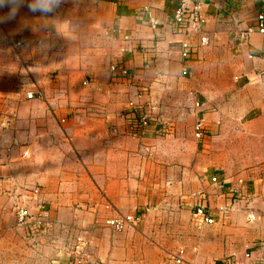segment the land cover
Instances as JSON below:
<instances>
[{
  "label": "crops",
  "instance_id": "1",
  "mask_svg": "<svg viewBox=\"0 0 264 264\" xmlns=\"http://www.w3.org/2000/svg\"><path fill=\"white\" fill-rule=\"evenodd\" d=\"M176 7L64 0L55 14L68 9L73 20L52 24V36L35 35L42 16L26 7L0 24V264H264V165L235 166L223 149L234 132L264 141V35L242 39L264 0H202L205 46L173 23ZM13 37L23 46L8 44ZM49 40L58 74L41 61ZM113 63L129 76H113ZM165 109L204 116L207 135L195 137V122L187 135L170 122L161 134ZM143 111L151 125L136 137L129 117ZM208 157L217 166L206 171ZM202 201L214 223L195 215ZM41 203L49 227L31 235L15 209ZM121 215L142 220L121 231L107 224Z\"/></svg>",
  "mask_w": 264,
  "mask_h": 264
},
{
  "label": "built area",
  "instance_id": "2",
  "mask_svg": "<svg viewBox=\"0 0 264 264\" xmlns=\"http://www.w3.org/2000/svg\"><path fill=\"white\" fill-rule=\"evenodd\" d=\"M177 3L173 15V23L181 28L186 27L187 30L190 29L191 35L196 34L200 35L201 44L208 45L210 42V37L207 33L203 31L204 16L202 13V0H174ZM189 31V30H188ZM259 32L264 35V13H259L257 16V24L255 27H250L247 30L242 32V39L247 41L252 33ZM128 39L127 36H125ZM14 48H20L23 46V42L20 40L13 41L9 40V43ZM194 49L192 44L189 41L182 42V57L184 60H189L193 55ZM110 71L113 73V76H129V71L119 66L117 63H113L110 66ZM183 73L188 75L189 71L187 67H183ZM29 99L39 97L42 98V92H29L27 94ZM203 105V104H202ZM201 103H197L198 107H202ZM130 115V114H129ZM152 117L148 112H141L139 117L131 116L129 117V130L136 137H140L142 129H146L151 125ZM157 124L160 125V133L165 135L169 133L170 127L166 125L164 120L161 117L155 119ZM194 135L200 141L203 140L207 135V123L204 116L198 115L194 125ZM24 155L29 157L30 152L26 150ZM213 182H219L217 178H213ZM32 193L38 194L39 189H35ZM27 198V197H25ZM210 211L205 202H201L197 205L195 209V215L198 216L206 223H214V218L210 217ZM15 215L17 218V223L20 227L25 228L31 235H36L41 232H45L49 227V217L50 212L45 204H38L37 209L34 211L31 206L20 205L15 209ZM142 220L141 215H121L114 219L107 221V224L114 228L115 230H124L127 225H135ZM177 263H182L181 258L176 259ZM236 261L233 257L227 258L224 261V264H235ZM196 264V263H195Z\"/></svg>",
  "mask_w": 264,
  "mask_h": 264
},
{
  "label": "rangeland",
  "instance_id": "3",
  "mask_svg": "<svg viewBox=\"0 0 264 264\" xmlns=\"http://www.w3.org/2000/svg\"><path fill=\"white\" fill-rule=\"evenodd\" d=\"M68 9H66L65 11L62 12H58L57 14H53L50 16H42V21H43V25L40 28L39 32H35V35H40V34H44L47 33L48 36H52L55 32L49 28L51 27V25L53 24L56 25V23H60V22H70L71 20H73V15L71 17V15H68ZM54 16V17H53ZM29 32V31H28ZM78 31L75 32V34L77 35ZM14 37H16L14 34H11ZM20 35H25L24 33H20ZM61 35H63L62 37H66L67 39V35H68V30H62L61 31ZM12 37V36H11ZM13 39V41H17L18 39ZM38 38V37H37ZM40 39V38H38ZM83 40L82 37H76V42L81 43ZM51 40V39H50ZM49 40V43H47L48 45L44 46V54L41 55L42 56V63L43 66L46 68V70L48 71H52V74H58L59 71V67L61 66V64L58 65H54L56 64L55 62L52 63L54 61L53 56H52V49L54 48V45L51 44ZM67 40H65L66 42ZM64 43V42H63ZM68 42H66L67 44ZM61 48H63V45H60ZM66 48V46H65ZM81 50H85L82 49V47L80 48ZM39 51V49L37 50ZM83 85V83H81ZM14 112V116L16 115V112ZM161 115V119L164 120V122L166 123V125H170V123H175L176 127H180L181 132H184L187 135V132H192L193 129V124L195 122V111H192V109H187L186 111H183V109H177V110H162V112H159L158 115ZM166 116H165V115ZM164 115V116H163ZM170 122V123H169ZM171 127H173L171 125ZM234 136H231L230 138H235V141H228L223 143V149H224V155L225 158L228 157L230 158V160L232 161V163L235 166L241 167V168H249L255 164L260 163V165H264V141L259 142V141H246L241 139V135H238L237 133H231ZM237 138V139H236ZM190 144V143H189ZM196 148V147H195ZM29 150V149H28ZM197 150V148H196ZM30 152V150H29ZM197 153L201 152V149H199V151H196ZM207 155V154H205ZM211 155V154H209ZM25 156V155H24ZM195 156V154H194ZM212 161V159L208 158H204L202 159V164L205 165L206 171L209 167H216L217 165H211L209 164ZM219 162V161H218ZM217 162V163H218ZM216 163V164H217ZM211 165V166H210ZM221 169V168H220ZM261 175H264V170L263 172L260 173ZM256 177L258 175H255ZM258 212H260V214H262V216L264 217V210L258 208ZM254 212H257L256 209L253 210ZM262 220H264V218H262ZM254 225L257 224V222L253 223Z\"/></svg>",
  "mask_w": 264,
  "mask_h": 264
},
{
  "label": "clouds",
  "instance_id": "4",
  "mask_svg": "<svg viewBox=\"0 0 264 264\" xmlns=\"http://www.w3.org/2000/svg\"><path fill=\"white\" fill-rule=\"evenodd\" d=\"M63 2L64 0H0V9L10 6L8 14L0 16V24L14 20L22 7H26L33 15H53Z\"/></svg>",
  "mask_w": 264,
  "mask_h": 264
}]
</instances>
